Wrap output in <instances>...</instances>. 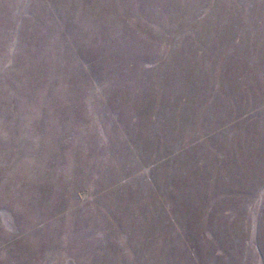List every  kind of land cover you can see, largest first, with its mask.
I'll use <instances>...</instances> for the list:
<instances>
[{"label":"rangeland","instance_id":"rangeland-1","mask_svg":"<svg viewBox=\"0 0 264 264\" xmlns=\"http://www.w3.org/2000/svg\"><path fill=\"white\" fill-rule=\"evenodd\" d=\"M0 264H264V0H0Z\"/></svg>","mask_w":264,"mask_h":264}]
</instances>
